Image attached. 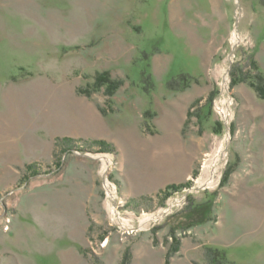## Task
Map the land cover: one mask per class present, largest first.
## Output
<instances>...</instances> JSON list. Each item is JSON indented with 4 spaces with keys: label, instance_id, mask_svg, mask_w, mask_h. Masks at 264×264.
Listing matches in <instances>:
<instances>
[{
    "label": "rangeland",
    "instance_id": "rangeland-1",
    "mask_svg": "<svg viewBox=\"0 0 264 264\" xmlns=\"http://www.w3.org/2000/svg\"><path fill=\"white\" fill-rule=\"evenodd\" d=\"M249 56L264 0H0V91L70 90L57 121L0 106V264H264Z\"/></svg>",
    "mask_w": 264,
    "mask_h": 264
},
{
    "label": "crops",
    "instance_id": "crops-1",
    "mask_svg": "<svg viewBox=\"0 0 264 264\" xmlns=\"http://www.w3.org/2000/svg\"><path fill=\"white\" fill-rule=\"evenodd\" d=\"M46 89V88H45ZM68 90H63L61 89V87H55L52 90H49L46 92L45 90H40L36 89L33 91H28V92H22L20 90H16V89H7V90H1L0 91V106H5L7 104H13V103H17L20 104L23 101V98H30L32 96H35V101L37 100V105L39 108H41L39 111V119H44V117H49L51 118V120H60L61 117L63 116L60 112L62 109V106L65 104L64 99L67 96V94L69 93ZM48 93L47 96L49 101L46 102L45 99V95ZM23 97V98H21ZM43 100V101H42ZM66 105V104H65ZM13 114H11L9 111L7 110H2V112L0 111V120L2 121H8L9 119L11 120V118L13 119ZM48 118V119H49Z\"/></svg>",
    "mask_w": 264,
    "mask_h": 264
},
{
    "label": "trees",
    "instance_id": "trees-1",
    "mask_svg": "<svg viewBox=\"0 0 264 264\" xmlns=\"http://www.w3.org/2000/svg\"><path fill=\"white\" fill-rule=\"evenodd\" d=\"M247 61L244 62H240L239 66H235L233 68L232 71V76L234 78L235 81H244L245 79L250 78L252 76V87H254V89L256 90L257 94L259 95V97L264 99V72L261 71V69L259 68L258 63L253 60L252 57H246ZM242 73V77L240 76V74L238 75V73ZM187 74L182 73L181 77L187 78ZM107 85L108 87V93L109 95H112L116 88L118 87V84L116 81H113L110 78V74L108 72L102 73L100 74L98 77H96V83L94 84L97 89H99L100 87H102L103 85ZM82 92V91H81ZM87 93H89L88 91H86ZM102 143V141L100 142ZM103 144V143H102ZM176 186H170L168 188L169 193L176 189ZM168 192V191H167Z\"/></svg>",
    "mask_w": 264,
    "mask_h": 264
},
{
    "label": "bare ground",
    "instance_id": "bare-ground-1",
    "mask_svg": "<svg viewBox=\"0 0 264 264\" xmlns=\"http://www.w3.org/2000/svg\"><path fill=\"white\" fill-rule=\"evenodd\" d=\"M238 37V33L234 34V39H236ZM230 103V102H229ZM228 106V105H227ZM230 112V110H229ZM230 116V115H229ZM228 138V136H227ZM226 138V139H227ZM223 143L220 144V146L217 148V150L215 151V154L213 155L212 158H210L206 164H205V173L206 175L204 177L201 178V183H205L209 186H214L217 181L216 178L214 176V172H215V167L217 165V162L220 160V155L222 154L223 151ZM104 160L107 159V157L103 158ZM222 160V159H221ZM106 164V163H105ZM203 185V184H202ZM108 186V185H107ZM111 190V189H109ZM55 201V200H54ZM113 208V207H112ZM114 210V209H113ZM163 212V211H162ZM69 213V211H68ZM155 216L153 215L152 217H145L143 218L141 221L143 224H145L147 221H149L150 219H154ZM73 223V222H72Z\"/></svg>",
    "mask_w": 264,
    "mask_h": 264
}]
</instances>
